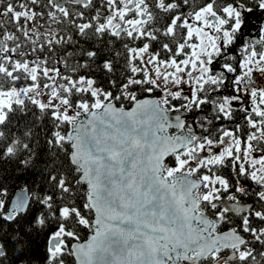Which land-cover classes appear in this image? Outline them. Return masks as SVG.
Instances as JSON below:
<instances>
[{"label":"snow or ice","instance_id":"6c2138e0","mask_svg":"<svg viewBox=\"0 0 264 264\" xmlns=\"http://www.w3.org/2000/svg\"><path fill=\"white\" fill-rule=\"evenodd\" d=\"M251 11L0 0V159L40 180L0 184V264H264V49L233 54ZM228 74L237 94L214 97ZM242 91L245 124L216 123Z\"/></svg>","mask_w":264,"mask_h":264},{"label":"flooded vegetation","instance_id":"af4514ba","mask_svg":"<svg viewBox=\"0 0 264 264\" xmlns=\"http://www.w3.org/2000/svg\"><path fill=\"white\" fill-rule=\"evenodd\" d=\"M258 10H261V9H259L258 7L252 9V11L254 12L253 29H255V24H254L255 21H257L258 23L257 30H256V36H255L256 39L255 41H252L250 39V32L253 29L246 30L242 26L241 32L237 34L236 44L233 46V54L237 58H242V52H243L244 45H249V46L255 45L258 51L261 49H264L263 47L264 40L261 39V28L264 27V12L258 15L257 13ZM232 76L233 74H228V77L226 78L225 83L223 85L218 86L219 91L213 94L214 97L232 96V95L237 94L234 90ZM252 76H253V80H252L250 87L264 86V75L260 74L259 72L254 71ZM239 95L241 96V99L239 101L233 102V112H234L235 119L231 122L220 121L216 123L221 124V125H227L229 127H234L236 123H239L241 126L245 124V121L243 120L245 112L241 111V109H245V108L250 109L251 100H250V97L245 95L243 91L239 93ZM197 115L199 116L211 115V113L209 112L208 107L205 106L203 108L202 113L201 112L185 113L184 119L188 122H191L192 117L197 116Z\"/></svg>","mask_w":264,"mask_h":264},{"label":"trees","instance_id":"16d2710c","mask_svg":"<svg viewBox=\"0 0 264 264\" xmlns=\"http://www.w3.org/2000/svg\"><path fill=\"white\" fill-rule=\"evenodd\" d=\"M246 3H248L249 6L252 7V9L258 7L257 0H246ZM139 95L140 97H142L148 94L140 93ZM153 95L156 94L154 93ZM127 103L128 102H125L126 105ZM173 103L175 104L177 102H173ZM196 117H200V116L197 115ZM23 123H24L23 119L19 118L18 115H15L12 117V123L8 126V130H10V132H17L19 130H22ZM18 124H19V129L17 127ZM20 159H23V156H21ZM39 183H40L39 177L35 175L32 170L23 169L22 165L19 163V160L0 159V184L8 188L9 199L15 191L22 189L25 185H27L29 191L31 192L32 190H34L35 184H39ZM86 234H87V230H85L82 233V236L85 237ZM35 245H40L42 250L43 237H37L33 245V254L37 260H40L42 259V256L36 250Z\"/></svg>","mask_w":264,"mask_h":264},{"label":"water","instance_id":"95a60500","mask_svg":"<svg viewBox=\"0 0 264 264\" xmlns=\"http://www.w3.org/2000/svg\"><path fill=\"white\" fill-rule=\"evenodd\" d=\"M262 12H264V10H258V15L260 14V13H262ZM255 29H253V30H251V32H250V39L252 40V41H255V39H256V30H257V26H258V23H257V21H255ZM263 47H264V44H263ZM148 95H145V96H142V97H140V98H145V97H147ZM170 115V117H174L176 114L175 113H170L169 114ZM184 117H185V113H182V118L184 119ZM172 122L174 123V119L172 120ZM170 130H176L175 128H172V129H169V132H170ZM177 131V130H176ZM173 134H175V133H173ZM20 190L21 189H19V190H17V191H15L13 194H12V196L10 197V199H12V198H14L17 194H19V192H20ZM87 235V234H86ZM86 237V236H85Z\"/></svg>","mask_w":264,"mask_h":264},{"label":"rangeland","instance_id":"374dc122","mask_svg":"<svg viewBox=\"0 0 264 264\" xmlns=\"http://www.w3.org/2000/svg\"><path fill=\"white\" fill-rule=\"evenodd\" d=\"M253 15H254L253 11L244 13L245 16V24L243 25L244 29L246 30L253 29Z\"/></svg>","mask_w":264,"mask_h":264}]
</instances>
